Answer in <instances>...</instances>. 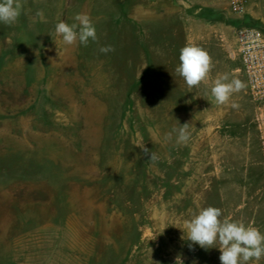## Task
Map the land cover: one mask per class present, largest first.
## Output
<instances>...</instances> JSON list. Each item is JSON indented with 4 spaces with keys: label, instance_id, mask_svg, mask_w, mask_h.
I'll return each mask as SVG.
<instances>
[{
    "label": "rangeland",
    "instance_id": "1",
    "mask_svg": "<svg viewBox=\"0 0 264 264\" xmlns=\"http://www.w3.org/2000/svg\"><path fill=\"white\" fill-rule=\"evenodd\" d=\"M22 3L16 23H0V264H220L218 248L191 245L181 230L207 206L264 233L253 102L245 87L238 111L226 110L175 73L183 39L172 0L154 5L161 23L153 38H138L131 23L117 34L102 26L87 46L65 45L55 25L74 23L77 13L93 21L94 6L109 19L119 5ZM227 16L231 55L240 21L264 28V3ZM172 20L169 49L162 36ZM105 45L114 51L101 53ZM229 59L245 84L239 60ZM185 123L190 139L178 144L173 129Z\"/></svg>",
    "mask_w": 264,
    "mask_h": 264
},
{
    "label": "clouds",
    "instance_id": "2",
    "mask_svg": "<svg viewBox=\"0 0 264 264\" xmlns=\"http://www.w3.org/2000/svg\"><path fill=\"white\" fill-rule=\"evenodd\" d=\"M23 9L22 0H0V23L11 26L20 17ZM41 21L45 19L42 10L36 12ZM74 23L68 24L59 21L55 25V33L62 38L65 45L80 44L87 46L90 41L98 42L97 30L91 17L86 13H77ZM101 53L114 51L111 45L101 46ZM213 63L210 54L201 47L186 45L180 49L179 64L175 73L180 76L189 88L198 87L204 82L212 70ZM246 85L240 79H229L227 74L215 79L211 94L219 105L229 102L234 93L240 92ZM232 107H238L233 104ZM176 133V143L186 144L190 139L188 123L173 129ZM172 139V133L166 135ZM149 157L150 162L157 161V155L147 147L141 148ZM222 210L218 207L207 206L194 213L190 219L184 221L183 233L187 232V240L191 245H199L208 250L218 248L220 251V264H250L251 261H260L264 258V233L257 227L246 225L241 221L221 219ZM190 245V246H191ZM182 261L177 258V262Z\"/></svg>",
    "mask_w": 264,
    "mask_h": 264
},
{
    "label": "crops",
    "instance_id": "3",
    "mask_svg": "<svg viewBox=\"0 0 264 264\" xmlns=\"http://www.w3.org/2000/svg\"><path fill=\"white\" fill-rule=\"evenodd\" d=\"M136 6L129 11L128 3L130 0H110L111 4L119 5L118 9H112V17L107 19L106 10L101 11L97 6L90 10L93 15V23L97 31L104 26V30L109 29L111 32L122 33L127 32L128 25H134V29L138 34V38H153V30L159 28L160 11L154 9V5L159 0H136ZM177 6V22L179 23L180 32L183 39V47L186 45H195L206 50L211 58L213 67L208 78L199 85V88L205 89L207 94L206 101L216 103L215 98L211 94V88L214 81L221 75L227 74L229 79L237 78L233 65L230 62V51L228 50L227 38L224 33L229 28L227 0H172ZM118 3V4H117ZM122 7V8H121ZM172 13H171V12ZM163 14H175V9L163 10ZM227 12V13H226ZM128 14H135L136 19H131ZM104 15V20H100L99 16ZM92 19V17H91ZM165 23V22H164ZM170 24V20L167 21ZM175 20H172V33L168 32L162 36L167 47L171 49L175 46ZM114 28V31H112ZM169 28V27H168ZM240 92L234 93L227 104L224 105L226 110L233 104L238 105ZM233 109V107H232ZM236 111L237 107H235ZM236 113V112H235ZM230 115V113H229ZM235 117L233 114L231 115ZM231 116H225L230 119ZM227 117V118H226ZM253 122V119H252ZM225 123V122H224ZM254 124V122H253ZM255 125V124H254Z\"/></svg>",
    "mask_w": 264,
    "mask_h": 264
},
{
    "label": "built area",
    "instance_id": "4",
    "mask_svg": "<svg viewBox=\"0 0 264 264\" xmlns=\"http://www.w3.org/2000/svg\"><path fill=\"white\" fill-rule=\"evenodd\" d=\"M258 3H264V0H227V10L229 14L242 18L248 16L252 6ZM231 55L239 60V71L253 102L252 119L264 157V28L249 21L240 22L235 29Z\"/></svg>",
    "mask_w": 264,
    "mask_h": 264
},
{
    "label": "trees",
    "instance_id": "5",
    "mask_svg": "<svg viewBox=\"0 0 264 264\" xmlns=\"http://www.w3.org/2000/svg\"><path fill=\"white\" fill-rule=\"evenodd\" d=\"M241 22V21H240Z\"/></svg>",
    "mask_w": 264,
    "mask_h": 264
}]
</instances>
